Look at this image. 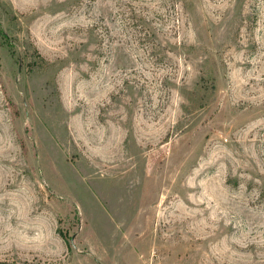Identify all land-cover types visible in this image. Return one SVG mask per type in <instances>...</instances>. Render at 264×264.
Segmentation results:
<instances>
[{"label":"rangeland","instance_id":"obj_1","mask_svg":"<svg viewBox=\"0 0 264 264\" xmlns=\"http://www.w3.org/2000/svg\"><path fill=\"white\" fill-rule=\"evenodd\" d=\"M0 264H264V0H0Z\"/></svg>","mask_w":264,"mask_h":264}]
</instances>
